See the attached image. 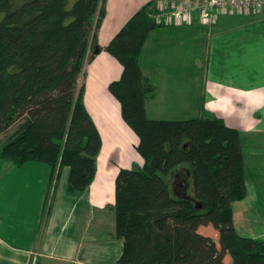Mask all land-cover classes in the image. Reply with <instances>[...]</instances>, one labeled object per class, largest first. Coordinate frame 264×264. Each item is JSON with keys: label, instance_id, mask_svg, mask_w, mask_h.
<instances>
[{"label": "trees", "instance_id": "1", "mask_svg": "<svg viewBox=\"0 0 264 264\" xmlns=\"http://www.w3.org/2000/svg\"><path fill=\"white\" fill-rule=\"evenodd\" d=\"M107 0H0V161L19 169L42 163L57 182L68 170L69 194L84 193L96 173L102 142L84 106V67L104 51L122 68L108 85L124 123L138 139L141 169H121L112 208L122 249L113 264H264V242L240 236L232 205L246 196L239 131L205 114L152 120L156 96L140 57L149 35L166 27L142 6L101 48L97 33ZM185 169L191 193H173L172 174ZM211 226L217 243L198 233Z\"/></svg>", "mask_w": 264, "mask_h": 264}, {"label": "crops", "instance_id": "2", "mask_svg": "<svg viewBox=\"0 0 264 264\" xmlns=\"http://www.w3.org/2000/svg\"><path fill=\"white\" fill-rule=\"evenodd\" d=\"M150 1L159 0H107L98 45L106 47ZM193 26L206 28L193 19L190 25L163 27L149 35L139 64L156 96L146 102V115L184 121L189 114H208L239 131L246 196L232 205L233 224L240 236L264 242V11L218 18L208 36L201 82L198 61L188 56V48L198 44L189 31ZM121 71L104 51L84 67V106L102 142L94 179L84 193H67V169L55 182L48 166L37 162L11 166L12 176L0 177V264H113L120 256L112 210L115 180L121 169L143 166L135 149L138 139L107 90ZM179 170L171 176L172 187L179 184ZM210 227L200 228L217 243L218 234Z\"/></svg>", "mask_w": 264, "mask_h": 264}, {"label": "built area", "instance_id": "3", "mask_svg": "<svg viewBox=\"0 0 264 264\" xmlns=\"http://www.w3.org/2000/svg\"><path fill=\"white\" fill-rule=\"evenodd\" d=\"M264 11V0H159L153 19L157 24L185 26L193 19L206 28L220 16H255Z\"/></svg>", "mask_w": 264, "mask_h": 264}, {"label": "rangeland", "instance_id": "4", "mask_svg": "<svg viewBox=\"0 0 264 264\" xmlns=\"http://www.w3.org/2000/svg\"><path fill=\"white\" fill-rule=\"evenodd\" d=\"M21 1H23V0H18V5L21 3ZM75 1L76 0H69L68 6H71ZM189 31L191 32L192 35L197 36V38H198L197 49H195L194 47H189L188 51L191 50V52H190V54H188V56H191V57H193V60L198 61L197 64L200 67V82H201V80H202L201 76L204 72L203 70H205L208 36L213 31H212V28L206 29V28H202V27H198V26L191 27ZM182 51H183L182 52L183 56L185 58V55H187V53H186L187 51L185 50V47L182 48ZM182 64H183V62H182ZM167 117H173V115H169ZM184 117H188L186 119H190L192 117L194 118L195 116H193L192 114H189V115H186ZM197 117H202V114H198ZM2 138L3 137L0 138V143L3 142ZM10 168H12V167L8 162L0 161V177H3V178H7L9 176L11 177L12 175H10L11 174ZM183 170H185V169H183ZM175 175L178 176V181H179L178 183L179 184L177 186H175L176 188L173 190V193L175 192V195L180 194L182 196L185 192H187V194L191 193V187L189 185V177H187L186 170L181 171V169H180L178 171V173H175ZM171 185H172V183H171ZM211 230L213 231L212 228H211ZM198 233L201 235H204L203 233H205V232L203 231V229L199 228ZM204 236L210 237L207 234ZM224 264H232L231 260L229 259L228 256L225 257Z\"/></svg>", "mask_w": 264, "mask_h": 264}, {"label": "water", "instance_id": "5", "mask_svg": "<svg viewBox=\"0 0 264 264\" xmlns=\"http://www.w3.org/2000/svg\"><path fill=\"white\" fill-rule=\"evenodd\" d=\"M189 176V175H188Z\"/></svg>", "mask_w": 264, "mask_h": 264}]
</instances>
